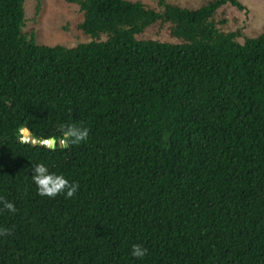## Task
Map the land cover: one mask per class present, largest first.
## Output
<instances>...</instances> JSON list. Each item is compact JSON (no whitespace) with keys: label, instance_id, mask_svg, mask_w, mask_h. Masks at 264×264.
Wrapping results in <instances>:
<instances>
[{"label":"trees","instance_id":"1","mask_svg":"<svg viewBox=\"0 0 264 264\" xmlns=\"http://www.w3.org/2000/svg\"><path fill=\"white\" fill-rule=\"evenodd\" d=\"M68 1L90 42L37 45L0 0V264H264V27L241 0ZM38 163L76 194L39 195Z\"/></svg>","mask_w":264,"mask_h":264},{"label":"rangeland","instance_id":"2","mask_svg":"<svg viewBox=\"0 0 264 264\" xmlns=\"http://www.w3.org/2000/svg\"><path fill=\"white\" fill-rule=\"evenodd\" d=\"M156 4L155 0H144ZM183 3H190L198 6L203 0H179ZM247 5L250 12L248 15V27L246 32L253 36L264 27V0H241ZM38 0H26L24 9L27 24L24 32L29 36L34 34V42L37 45L75 47L91 41L77 30V24L83 19L80 7L68 0H40V10L38 11ZM229 17V27L237 28L246 19V15L232 6H226ZM147 36H154L155 29L151 28L146 33ZM21 131L22 139L34 141ZM37 141V140H36Z\"/></svg>","mask_w":264,"mask_h":264},{"label":"clouds","instance_id":"3","mask_svg":"<svg viewBox=\"0 0 264 264\" xmlns=\"http://www.w3.org/2000/svg\"><path fill=\"white\" fill-rule=\"evenodd\" d=\"M59 131L61 138L56 141L55 137L43 138L39 141H28L22 142L37 143L40 147L53 149L54 143L61 144L64 148H68L71 145H78L82 141L87 140L89 129L86 127L78 126L77 124L59 125ZM32 180L37 186L38 194L41 196L55 197L60 193H65L67 198L73 197L79 185L75 182H69L63 175L49 172L48 168L43 163H38L32 166ZM0 203L3 205V209L9 212H16L15 205L3 198H0ZM11 234V230L8 228H0V236H8ZM147 253V249L142 247L140 244H133L131 254L137 258H143Z\"/></svg>","mask_w":264,"mask_h":264},{"label":"water","instance_id":"4","mask_svg":"<svg viewBox=\"0 0 264 264\" xmlns=\"http://www.w3.org/2000/svg\"><path fill=\"white\" fill-rule=\"evenodd\" d=\"M25 130L30 134L29 136H30V138H32L34 141H36V139H35V137L30 133V131L27 129V128H25ZM56 141H57V139H56ZM59 141V140H58ZM59 144V143H58ZM60 146H62L61 144H59ZM57 146V143H54V146H53V148H55Z\"/></svg>","mask_w":264,"mask_h":264},{"label":"bare ground","instance_id":"5","mask_svg":"<svg viewBox=\"0 0 264 264\" xmlns=\"http://www.w3.org/2000/svg\"><path fill=\"white\" fill-rule=\"evenodd\" d=\"M27 135V134H26Z\"/></svg>","mask_w":264,"mask_h":264}]
</instances>
